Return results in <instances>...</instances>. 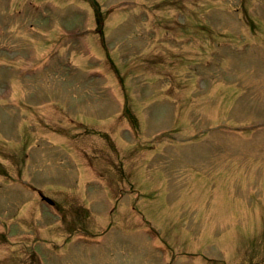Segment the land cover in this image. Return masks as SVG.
<instances>
[{"label": "rangeland", "instance_id": "374dc122", "mask_svg": "<svg viewBox=\"0 0 264 264\" xmlns=\"http://www.w3.org/2000/svg\"><path fill=\"white\" fill-rule=\"evenodd\" d=\"M97 1L121 79L87 0H0V264H264V0Z\"/></svg>", "mask_w": 264, "mask_h": 264}]
</instances>
